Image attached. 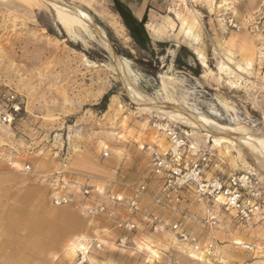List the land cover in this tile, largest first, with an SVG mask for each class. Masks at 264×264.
Listing matches in <instances>:
<instances>
[{
    "label": "rangeland",
    "instance_id": "1",
    "mask_svg": "<svg viewBox=\"0 0 264 264\" xmlns=\"http://www.w3.org/2000/svg\"><path fill=\"white\" fill-rule=\"evenodd\" d=\"M62 1L87 13L95 26L71 32L46 1L0 0V102L6 111L20 108L11 124L0 115V264H264V204L259 218L242 224L220 200L199 203L186 193L177 212L156 203L160 182L146 146L165 148L167 142L153 124L176 125L213 149L225 174L254 173L263 202L264 172L232 142L219 148L206 131L194 134L153 112L123 80L147 101L219 128L241 127L264 150V0H121L140 20L148 12V24L159 31L153 36L146 28L154 44L169 43L155 47L156 54L165 53L156 76L135 62L144 55L112 0ZM180 47L194 54L200 77L176 68ZM73 182L104 191L100 198L94 193L98 202L123 198L117 216L90 217L76 203L55 206L56 193L77 197ZM141 187L139 209L131 212L125 203ZM125 218L134 220L135 231L117 228ZM178 220L199 239L201 252L177 238L171 226ZM94 241L102 248L93 246L85 261L80 246L72 250Z\"/></svg>",
    "mask_w": 264,
    "mask_h": 264
},
{
    "label": "built area",
    "instance_id": "2",
    "mask_svg": "<svg viewBox=\"0 0 264 264\" xmlns=\"http://www.w3.org/2000/svg\"><path fill=\"white\" fill-rule=\"evenodd\" d=\"M20 108L12 106L9 111L3 107L0 102V115L4 122L11 124L18 115ZM153 128L165 137L167 146L163 148L155 143L147 145L146 150L150 154L152 162V173L159 179L160 196L156 199L157 204H163L165 207L177 212L185 198V194H192L199 203H218L224 210L242 224H251L262 215L263 187L260 179L252 172L231 173L223 172V161L213 149L200 146L191 136L176 125L154 122ZM108 154H105L107 157ZM27 167L26 170H29ZM59 172L57 175H62ZM53 186L57 190L56 181ZM78 195L56 193L53 198L55 206H64L76 203L90 217L102 216L114 219L117 216L118 207L124 204V199L116 196H108L106 201L98 202L97 198L106 193L100 192L98 188L79 186V183L73 182ZM145 191L141 187L136 191L137 195L127 201L125 204L131 212H137L139 209L138 196ZM104 193V194H102ZM97 201V202H96ZM117 228L131 233L137 226L134 220L130 218L121 219L117 222ZM177 235V238L195 251L201 252L202 247L199 239L190 234L182 221L178 220L171 226ZM128 243V237L119 239V245L124 247ZM101 249L102 244L94 241L85 246L84 254L81 257L85 261V255L92 247ZM213 244L206 246L207 252H211Z\"/></svg>",
    "mask_w": 264,
    "mask_h": 264
},
{
    "label": "bare ground",
    "instance_id": "3",
    "mask_svg": "<svg viewBox=\"0 0 264 264\" xmlns=\"http://www.w3.org/2000/svg\"><path fill=\"white\" fill-rule=\"evenodd\" d=\"M22 1L31 4L34 2H39L41 0H22ZM42 1H46L49 5L52 6L58 22L65 30L73 32L76 28H80L86 32L87 31L89 32L90 28L95 26L92 17H90L87 13H85L80 9L69 7L62 0H42ZM90 4L92 3H86L85 5L87 8H89ZM146 28H148L149 32L153 36H156L159 33L158 29L154 28L152 25L147 24ZM97 33L100 37L99 39L101 40V43L103 45H106V38L103 32L97 29ZM116 62H117L118 71L120 72V70H122L123 65L121 66V63L118 60ZM202 64L204 67L206 66L204 62ZM123 80L131 95L138 100L144 101L146 106L153 109V112L165 114L175 124L192 129L194 134L198 133L195 132L194 130L206 131L207 133L204 134L203 136H205L208 139L214 137L213 142L219 148L222 147L223 144H228L229 142H232L241 149L243 148L242 149L243 152H246L247 156H249L250 158L252 157L251 160L253 165L259 171L264 172V165L261 163L260 160V158L262 157L264 158V150L252 143L253 139L255 138L251 134H249L250 132L238 126L233 128H219L217 125H215L214 123L208 121L203 117L186 115L177 111L174 108L164 107L163 105L158 104L156 102L147 101L145 99V95L141 94L137 90L136 86L132 82H130L126 76H123ZM246 146L247 147L249 146V149L251 148L253 153H255V155L259 156L260 158L256 159V157H254V155H252V153L248 149H246ZM219 200L221 201V199H218V201ZM64 213L65 212H63V214ZM78 246H80V248H78ZM77 248L83 251L86 250L85 246H83L80 243L78 245L73 244L72 246L73 252H76Z\"/></svg>",
    "mask_w": 264,
    "mask_h": 264
},
{
    "label": "trees",
    "instance_id": "4",
    "mask_svg": "<svg viewBox=\"0 0 264 264\" xmlns=\"http://www.w3.org/2000/svg\"><path fill=\"white\" fill-rule=\"evenodd\" d=\"M112 1L116 13L134 44L136 52L138 55H144L140 56V59L135 62L140 64L145 74L156 76L161 68L160 56H163L165 53L156 54L155 47L164 49L169 46V43L158 42L154 44L152 42L146 29V25L148 24L147 11L140 20L124 2L121 0ZM130 57L133 59L132 56ZM174 64L179 71L189 72L197 78L202 74L201 65L194 54L186 47H180L176 52Z\"/></svg>",
    "mask_w": 264,
    "mask_h": 264
}]
</instances>
